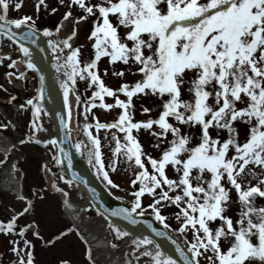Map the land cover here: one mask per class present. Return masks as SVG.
<instances>
[{
    "label": "snow or ice",
    "instance_id": "obj_1",
    "mask_svg": "<svg viewBox=\"0 0 264 264\" xmlns=\"http://www.w3.org/2000/svg\"><path fill=\"white\" fill-rule=\"evenodd\" d=\"M11 2L0 0V35L18 45L27 68L37 71L43 85L45 77L40 74L25 41L36 44L34 37L37 31L48 37L53 33L47 28L37 30L34 22L30 23L32 18L29 16L8 20ZM63 2L60 0V3ZM39 3L43 4L44 0H39ZM14 6L19 9L21 4ZM74 6L84 13L77 17V22L90 16L96 17L88 37L94 40V57L90 62L81 63L79 49H73L70 43L76 35L75 29L58 42L48 40L54 54L53 67L61 77L59 86L64 108L70 118L68 98L70 92L75 91L78 80L86 81L89 88L95 86L85 102V111L89 110V104L95 107L97 99L99 106L105 110L114 106L123 109L113 123L97 122L95 127L117 129L124 133L123 143L115 133L112 134L115 141L113 156H122L127 163L139 169L131 181L133 185L139 184L132 194L131 207L113 210L111 215L136 225V216L144 213L141 197L147 193L153 198L147 207L165 229L170 225L160 209L167 205L176 207L178 226L173 231L184 237V247L167 232L158 231L150 224L148 227L156 236L171 240L183 264H200L202 256L208 264H264V206L257 207L254 203L256 197L264 198V189L258 185L245 189L237 182L245 166L264 168V0H100L97 3L69 0L67 7L72 9ZM71 14V11L65 12L63 18L68 19ZM110 16L115 17V25ZM22 27H27L28 31L17 39L13 28ZM121 27L125 30L123 35L118 31ZM59 29L60 26H57L56 31L59 32ZM65 49H68L67 53ZM104 56L109 57L110 63L119 61L135 65L141 78L131 86L121 85L115 91L105 86L96 71L97 62ZM189 73L192 74L189 87L191 99L184 100L180 86ZM114 75L122 76L123 70ZM42 91V88L38 89L37 96L26 102L32 106V139L35 131L42 130L37 122L42 111L38 102ZM117 92L123 93L127 100H121ZM137 94H151L162 99L167 97L163 99L162 110L156 119L132 122L128 109L132 97ZM105 95L114 97L115 105L105 103ZM143 111L150 109L144 108ZM169 118L176 123L169 122ZM237 121L248 126L242 143L234 127ZM61 125L68 127L63 118ZM91 127L85 124L83 130L92 147L86 148L83 141L74 143L73 147L80 154H84L86 149L89 163L102 174L104 181L113 185L101 159L100 140L89 132ZM142 127L152 130V135L161 142L171 135L158 158L147 156L131 134L133 129L138 131ZM182 127L198 133L199 142L193 146L192 137L182 132ZM212 129L216 130L215 138L210 131ZM222 131L227 133L223 140L219 138ZM48 142L59 147L57 155L67 158L71 166L69 153L59 146L63 141L52 138L43 143ZM145 160L151 171L146 167ZM56 162L60 164L61 160ZM169 166L176 178L167 175ZM112 167L114 170L115 161ZM72 182L68 181L69 184ZM226 184L235 189L238 196L240 210L235 220L225 215L230 201V189ZM259 184H264V179ZM30 210L31 202L9 221L0 222V232L6 235L13 233L17 216ZM216 221L220 223L213 227ZM112 229L117 239L130 235L118 226L112 225ZM25 231L21 227L18 235L23 237ZM189 233L191 239L188 238ZM222 240L226 244H222ZM11 243V251L17 255L18 264H33L30 250L25 260L18 242L13 240ZM23 243L30 245L28 240ZM131 244L132 252H138L135 255L137 261L140 257H148L146 264H178L149 236H137Z\"/></svg>",
    "mask_w": 264,
    "mask_h": 264
},
{
    "label": "rangeland",
    "instance_id": "obj_2",
    "mask_svg": "<svg viewBox=\"0 0 264 264\" xmlns=\"http://www.w3.org/2000/svg\"><path fill=\"white\" fill-rule=\"evenodd\" d=\"M91 2L97 3L100 0H91ZM16 3L21 4L19 9L15 8L14 5ZM68 3L69 0H64L63 4L60 3V0H44L43 4H40L39 0H12L7 16L10 18L29 16L34 24L53 28L65 23V29L62 30L63 34L70 35L73 29L76 31L73 48L79 49V60L81 63L90 62L94 57V49L92 48L94 40H90L88 37L96 17L90 16L77 22V17L84 13L76 6L69 9L67 7ZM161 7L166 8V5ZM53 8L56 9L55 12L52 11ZM68 11H71L72 14L68 19H64V14ZM110 20L114 25L117 23L115 17L110 16ZM118 31L123 35L125 30L121 27ZM0 45L2 53L7 55L1 58L0 65V125H7V127H0V133L9 137L15 144V148L11 150L12 153L8 155V159L5 160L0 152V170L6 163L14 160L18 161L17 175L24 184L23 199L20 196L1 190L0 186V222L9 221L14 215L28 207L29 202H31V210L17 216L16 228L13 233L6 235L0 232V264H18L17 255L11 251L13 247L11 241L13 240L17 241L19 247L23 249L21 254L24 255L25 260L27 259V251H31L33 264H110L109 255H106L101 249L92 247L88 239L89 233L81 227H74L65 216L63 201L59 193L48 189L47 181L43 174L42 162L45 155H48L49 159L55 155L54 146L49 145L47 148H42L31 138L34 131L32 127V106L26 103L37 92L38 81L34 73L25 68L23 69V74L18 75L15 72L13 61L17 62L20 56L17 47L12 42L2 39ZM9 65L12 66L10 67ZM121 70H123L122 76L114 75V73H118ZM96 71L105 86L114 91L124 84L131 86L141 78L136 71L135 65H126L119 61L110 63L107 56L101 57L97 62ZM13 74L16 75V80L11 84L8 78ZM191 76L192 74L189 73L185 77V83L180 86L181 98L184 100L191 99V93L189 92ZM78 81L86 102L95 90V86L89 88L86 81ZM116 95L121 100H127L123 93L117 92ZM163 99H167V97L165 96ZM163 99L151 94L134 95L131 107L128 109L132 122L146 121L150 118L156 119L162 110ZM104 102L115 105V98L105 95ZM99 103L97 99L95 101L96 106L93 107L89 104V110L85 111V104L81 100L80 114L83 115L81 116L82 123L91 125L89 132L94 137L99 138L100 151L102 153L101 159L115 188L127 194L128 197H133L132 194L138 189L139 184L133 185L131 181L135 178L134 173L139 169L135 165L127 163L122 156L114 157L112 151L115 147L112 134L115 133L123 143L124 133L119 132L117 129H97L95 127L97 122L113 123L118 119V115L123 109L114 106L105 110L99 106ZM14 105H17V108ZM18 108L19 111L16 112ZM144 108H148L150 111L144 112ZM2 110L6 114L2 113ZM169 122L176 123L171 118H169ZM234 127L238 133L239 141L241 143L244 142L248 126L237 121L234 122ZM153 129H156L155 125H153ZM210 131L215 138L217 136L216 130L212 129ZM182 132L188 133L192 137L191 144L193 146L199 142V135L194 130L182 127ZM38 133L39 131H35V137L39 135ZM131 134L139 141L143 152L147 156L154 158L160 156L167 146V140L171 139V135H169L165 141H158L152 135V130L143 127L138 131L133 129ZM84 135L86 134L83 133V137ZM226 135L227 133L222 131L219 133V138L223 140ZM21 141H24V143H21ZM158 144L159 146H157ZM113 161H115L114 170L112 167ZM145 164L148 170L151 171V166L147 164L146 160ZM167 175L169 178H176V174L170 166L167 170ZM261 179H264V168L248 165L237 177V182L245 189L257 185L264 189V184H259ZM60 183L59 186L64 188L65 183L61 180ZM226 187L230 189V201L225 215L235 220L238 218L240 210L238 196L235 189L231 188L230 185L226 184ZM152 199L147 193L141 197L143 209L148 208L147 205L152 203ZM254 203L257 207L264 206V198L256 197ZM160 211L171 227L176 228L178 226V221L175 219L177 209L174 205L162 207ZM88 212L93 217L100 218L92 208L88 209ZM219 223V221H216L212 226H218ZM21 227L26 229L23 237L18 235ZM34 233H38V235H34ZM188 238L191 239L190 233ZM24 240H28L30 245H25L23 243ZM112 243L114 246V253L112 254L129 258L132 256L131 253L124 255L125 251L122 247V241L114 237L113 234ZM222 244H226V242L222 240ZM130 260L132 264L137 261L134 257L130 258ZM147 260V257H140L138 262L146 264ZM200 262L208 264L203 256L200 257Z\"/></svg>",
    "mask_w": 264,
    "mask_h": 264
},
{
    "label": "water",
    "instance_id": "obj_3",
    "mask_svg": "<svg viewBox=\"0 0 264 264\" xmlns=\"http://www.w3.org/2000/svg\"><path fill=\"white\" fill-rule=\"evenodd\" d=\"M13 30L17 33V39L28 31L27 27H22L20 29ZM52 32V31H51ZM52 36H44L42 31H37V35L34 39L37 41L36 44H32L29 41H25L26 45L30 47L32 51V59L36 63L37 67L40 69V74H43L45 80L43 85L40 83V89L42 88V98L38 101L47 117L49 123V129L51 131V138H56L58 141H63L59 146L65 148L69 153L71 159V166L67 158L60 156L61 168L65 178L72 183L76 184V191L85 196L94 207L100 211L104 216H106L115 226L120 227L130 233V237L137 236H149L155 240L160 246L161 250L171 255L174 259L178 261V264H183L179 253L175 251V245L172 244L171 240L166 237H158L148 227L150 224L153 228L158 231L167 232L172 238L178 239L176 234L168 228L165 229L163 224L156 220L152 212H144L143 215L136 216L138 223L136 225H131L125 221L122 217L112 216L113 210L120 208H130L131 203L128 201H120L115 199L109 192L108 188L100 182V179L94 175L92 172V166L89 161L82 156V154L77 153L73 148V143L77 140L72 137L69 129V117L67 111L64 108L63 93L59 86L60 76L56 73L53 65L55 63L54 54L48 46V40L52 39L55 41L62 40L55 32H52ZM43 49V51H41ZM68 49H65V53ZM65 119L68 127L64 128L61 125V119ZM76 177L77 179H73ZM115 206V204H117ZM178 243L181 247H184V242L179 238Z\"/></svg>",
    "mask_w": 264,
    "mask_h": 264
},
{
    "label": "bare ground",
    "instance_id": "obj_4",
    "mask_svg": "<svg viewBox=\"0 0 264 264\" xmlns=\"http://www.w3.org/2000/svg\"><path fill=\"white\" fill-rule=\"evenodd\" d=\"M64 29V27H62ZM63 34V33H61ZM75 39L72 38L70 43L73 45L75 44ZM6 55L1 52L0 48V57H5ZM16 69L21 72L23 68V64L21 61H18L15 63ZM69 105L71 109V126L72 129L76 130L80 125V120L77 116L78 111V104H77V98L73 92L69 95ZM39 124L42 126V141H44L45 138H51V131L49 129V123L47 121V117L44 115L43 110L41 111L40 117H39ZM73 124V125H72ZM82 126V125H81ZM80 126V127H81ZM77 132L72 133V137L74 139H77ZM2 135V134H0ZM81 136V135H80ZM85 138V137H84ZM79 139L80 141H83L86 148L92 147L89 141L84 139ZM74 144V143H73ZM15 148V144L5 136H0V152L6 158L8 154L10 155L12 153V149ZM74 148V147H73ZM75 149V148H74ZM87 160V151L85 149L84 154H82ZM92 168L96 171V175L100 179V182L104 184L108 188V192L115 198L122 202L128 201L129 203H132L133 197H128L127 194H124L121 190L118 188H115L113 185H109L106 181L103 180L102 174L98 173L96 168L93 167L92 164H90ZM17 163L15 161L7 163L1 170H0V186L3 190L13 193V194H24V184L22 180L17 176ZM73 185L72 187H74ZM67 193V195H65ZM61 197L65 203L64 212L65 216L72 222L75 226H82L85 231H87L88 239L91 241L94 248L101 249L106 255H109V263L110 264H132L130 258L134 257L135 255H138V252L134 254L132 252L133 245L131 244V238L129 236L122 238V247L124 248V255L126 256L128 253H131L132 256L129 257H121L118 255H114V246L112 244V237L110 235L109 228L107 226V222L104 218L100 216V218H95L92 215L88 213V205H91L94 207L93 203L88 202V200L83 196L76 195V199L69 196V193L64 191L61 192ZM115 204V206H117ZM173 234H175L174 231H172ZM179 239V234L176 236ZM135 264H140L138 261H135Z\"/></svg>",
    "mask_w": 264,
    "mask_h": 264
}]
</instances>
